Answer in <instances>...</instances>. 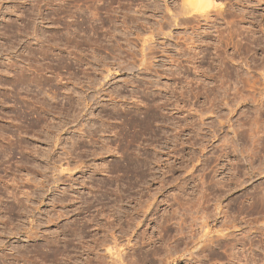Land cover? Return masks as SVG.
Masks as SVG:
<instances>
[{"label":"rangeland","instance_id":"374dc122","mask_svg":"<svg viewBox=\"0 0 264 264\" xmlns=\"http://www.w3.org/2000/svg\"><path fill=\"white\" fill-rule=\"evenodd\" d=\"M186 1L0 0V264H264V1Z\"/></svg>","mask_w":264,"mask_h":264},{"label":"bare ground","instance_id":"6f19581e","mask_svg":"<svg viewBox=\"0 0 264 264\" xmlns=\"http://www.w3.org/2000/svg\"><path fill=\"white\" fill-rule=\"evenodd\" d=\"M191 1H194L195 3H197L198 6L201 5L202 7H199V8H201V9L207 8V7H208V4H209V6H210V2H209V0H191ZM263 1H264V0H261V1L259 0L258 3L263 2ZM186 2L189 3V0H187ZM250 2H253V1L250 0ZM263 3H264V2H263ZM189 5H190V3H189ZM206 6H207V7H206ZM199 8H198V10H201V9H199ZM192 9H194V8H192ZM192 9H191V11H193ZM202 11H203V10H202ZM189 12H190V11H189ZM206 15H208V13H206ZM204 17H206V19L208 18L207 16H204ZM252 19H253V18H252ZM254 19H255V18H254ZM255 20H256V19H255ZM253 21H254V20H253ZM253 21L251 20V22H253ZM251 22H250V24H251ZM255 22H256V21H255ZM253 23H254V22H253ZM259 23H260V22H258L257 25L260 26L259 34H260V32H261V34H260L261 36H259L258 34L256 35V32H257L256 30H255V32H254V30H252V29L249 28V29L251 30L252 33L249 32V33H251L250 35L248 34L249 41L247 40L248 42L245 43V46H246V47H244V48H247V49H246L247 51H248V49H250L249 52H248V53H249V54H248L249 57L246 55V58L248 57V58L250 59V60H249L250 63L247 64V66H248V67H247V68H248V75H246V76H249V77H248V78L246 77V79H249V78H250V79H251V78L253 79V74H256V75H257V72H260V75L264 77V46H262V47L260 48L261 41H262V40L264 41V29H262V27L264 28V26L261 27V25H260ZM213 24H214V23H213ZM263 25H264V24H263ZM252 26H253V25H252ZM254 26H255V24H254ZM255 27H256V26H255ZM217 30H218V29H217ZM234 30H235V29H234ZM222 31H223V30H221V32H219V30L217 31V33L219 32V34H220V35H219L220 37H218L219 45L221 44V43H220L221 40H223V38H224V37H223L224 35L222 34ZM229 31H230V30H229ZM232 32H234V31H232ZM236 33H237V32H236ZM222 35H223V36H222ZM217 36H218V35H217ZM228 36H229V35H228ZM257 36H259V37H257ZM207 38H208V37H207ZM216 40H217V39H216ZM222 42H223V41H222ZM236 43H237V41H236ZM248 43H249V46H250V47H247ZM237 44H238V43H237ZM240 44H241V43H240ZM246 44H247V45H246ZM193 45H194V43H193ZM216 45H217V44H216ZM197 46H198V45H197ZM236 46H237V45H236ZM236 46H235V47H236ZM233 47H234V46H233ZM258 47H259V48H258ZM197 48H198V47H197ZM220 48H221V47H220ZM239 48H240V46H239ZM217 49H218V47H217ZM240 49H241V48H240ZM258 49H259V50L262 52V54H263V55H262V54L259 53V55H261V57H257V56H256V53H255V52H257ZM236 50H237V51H236ZM237 52H238V53H237ZM240 52H241V51H240ZM240 52H239L238 49H235V52L233 51L234 54H232V55H235L236 58H237V57H239V56L242 54V53L240 54ZM202 53H203V52H202ZM244 53H245V51H244ZM237 55H238V56H237ZM198 56H199V55H198ZM203 56H204V55H203ZM205 56H207V55H205ZM226 57H227V56H226ZM230 57H231V56H230ZM232 57H233V56H232ZM242 57H244V56H242ZM227 58H228V57H227ZM227 58H225V59H227ZM233 58H234V57H233ZM233 58H232V60L236 59V58H234V59H233ZM248 58H247V60H248ZM204 59H205V58H204ZM204 59H203V60H204ZM225 59H222V60L225 61ZM240 59H241V57H240ZM244 59H245V58H244ZM227 60H228V59H227ZM247 60H246V61H247ZM234 61H235V60H234ZM234 61H232V63H233ZM225 62H226V61H225ZM223 63H224V62H223ZM234 63H235V62H234ZM246 63H247V62H246ZM246 63H244V64H246ZM224 64L226 65V63H224ZM235 64H237V63H235ZM235 64H233V65H235ZM236 66H237V65H236ZM236 66H233V67H235L234 69H237ZM233 67H230V68H233ZM228 68H229V67L227 66V68L224 69V71L226 70L227 73H228V74H226V75H229V76H231L232 74L234 75L235 72L231 71V69H228ZM238 68H239V67H238ZM221 69H222V67H221ZM234 69H233V70H234ZM229 71H230V72H229ZM234 71H236V70H234ZM237 71H239V70H237ZM237 71H236V73H235L234 76H236V75L238 74ZM222 72H223V71H222ZM246 72H247V71H246ZM224 73H225V72H224ZM239 74H240V73H239ZM237 76H238V75H237ZM237 76H236L235 78H237ZM239 77H240V75H239ZM242 78H243V77H242ZM232 79H233V77H232ZM244 79H245V77H244ZM252 79H251V80H252ZM258 79H259V78H258ZM263 79H264V78H263ZM251 80H250V81H251ZM253 80H254V81H253ZM253 80H252L253 82H250L249 80H247V81H249V84H252V83L254 84V82L256 83V80H255V79H253ZM234 81H235V80H234ZM238 81H239V80H238ZM222 82H223V81H222ZM222 82H221V83H222ZM244 82H245V81H244ZM238 83H240V82H238ZM246 83H247V82H246ZM246 83H245V84H246ZM257 83H258V81H257ZM236 84H237V83H236ZM245 84H244V85H245ZM223 85H224V84H223ZM238 85H239V84H238ZM244 85H243V86H244ZM245 86H247V85H245ZM245 86H244V88H246ZM250 86H253V85H250ZM219 87H220V86H219ZM235 88H237V86H235ZM240 88H241V87H239V89L237 88V91L240 90ZM247 88H249V87H247ZM250 89H253V87L250 88ZM255 89H256V88H255ZM234 91H236V90H234ZM237 91H236V92H237ZM241 91H243V90H241ZM241 91H238V92H241ZM236 92H235V94H236ZM254 93H255V91H254ZM235 94H234V96H235ZM238 94H239V93H238ZM240 94L242 95V93H240ZM249 94H250V93H249ZM236 95H237V94H236ZM244 95H245V94H244ZM238 96H239V95H238ZM249 96H251V95H249ZM232 97H233V96H232ZM252 97H253V96H252ZM261 97H262V95H261ZM240 99H241V98H240ZM243 99H244V97H243ZM247 99H248V98L246 97V100H247ZM253 99H254V97H253ZM256 99H257V98H256ZM256 99H255V100H256ZM236 100H238V98H237ZM262 100H263V99H262ZM238 101H239V100H238ZM240 101H241V100H240ZM260 101H261V100H260ZM255 102H256V101H255ZM263 106H264V105H263ZM261 108H262V107H261ZM254 109H255V108H254ZM262 109H264V108H262ZM252 114H253V113H252ZM254 115H255V114H254ZM251 117H252V116H251ZM254 117H255V116H254ZM256 117H257V116H256ZM261 117H262V116H261ZM260 119H261V118H260ZM252 120H253V119H252ZM254 120H255V118H254ZM254 120H253V121H254ZM261 120H262V119H261ZM253 121H252V122H253ZM255 121H256V120H255ZM259 121H260V120H259ZM259 121H258V123H259ZM252 122H251L250 130H251V131H254V130H252V128L254 127V126H252ZM262 122H263V121H262ZM262 122H261V123H262ZM256 123H257V122H255V123L253 122V125H257ZM263 123H264V122H263ZM258 125H259V124H258ZM242 126H243V125H242ZM263 126H264V125H262V127H263ZM248 127H249V126H248ZM251 127H252V128H251ZM256 127H257V126H256ZM259 127H260V125H259ZM259 127H257V128H259ZM243 128H246V127L244 126ZM253 129H255V128H253ZM260 129H262V128H260ZM260 129H259L258 132H260ZM263 129H264V128H263ZM263 129H262L261 134L264 132ZM256 130H257V129H255V131H256ZM247 131H248V130H247ZM246 133H247V132H246ZM246 133H244V134H246ZM251 133H252V132H251ZM251 133H250V137H249V138L252 137V138H251V139H252V140H251V141H252L251 145H252V144H255L254 142H256V139L254 140V138H258V137H253V136H251ZM256 133H257V132H256ZM256 133H255V134H256ZM248 134H249V131H248ZM253 134H254V132L252 133V135H253ZM255 134H254V135H255ZM259 136H260L259 138H262V137H264V134H263V136H262V135H259ZM261 136H262V137H261ZM247 137H248V136H247ZM259 138H258L257 140H259ZM249 140H250V139H249ZM262 140H263V138H262ZM260 141H261V139H260ZM263 141H264V140H263ZM257 142H258V141H257ZM257 142H256V143H257ZM235 144H236V143H235ZM261 144H262V141H261ZM261 144H259V145H261ZM263 144H264V142H263ZM259 145H258V146H259ZM253 146H256V145H253ZM261 146H262V145H261ZM249 147H250V146H249ZM249 147H248V148H249ZM259 147H260V146H259ZM253 148H254V147H253ZM253 148H252L251 150L248 149V150L250 151V153H249L250 157H248V159H249V158L254 159L253 157H254V155H255V154H254V151H255L254 149H255V148H254V149H253ZM258 149H260V148H257V151H258ZM262 149H263V148H262ZM260 150H261V149H260ZM249 151H248V152H249ZM246 153H247V152H246ZM255 153L257 154L258 152H255ZM263 154H264V153H263ZM243 155H244V154H243ZM249 155H248V156H249ZM261 156H262V155H261ZM252 159H251V160H252ZM257 159H258V158H257ZM261 159H262V158H261ZM262 162H263V161H262ZM250 163H251V161H250ZM253 163H254V162H253ZM253 163H252V164H253ZM254 164H255V163H254ZM260 165H261V164H260ZM262 165H263V164H262ZM250 166H251V165H250ZM252 166H253V165H252ZM255 167H256V165H255ZM257 167H258V166H257ZM251 168H253V171H252V169H251V172H254V171H255V173H256V170H257V169L255 170L254 167H251ZM259 168H261V166H259L258 169H259ZM249 169H250V168H249ZM257 172H258L257 175L262 176V175L264 174V167H263L262 169H259V171H257ZM250 174H251V173H250ZM252 174H253V173H252ZM252 176H253V175H252ZM257 177H258V176H257ZM257 177L255 176L254 178L256 179ZM262 177L264 178V176H262ZM262 177H261V178H262ZM250 178H252V177H250ZM250 180H251V179H249V181H250ZM252 180H253V179H252ZM253 181H254V180H253ZM261 181H262V180H261ZM250 182H251V181H250ZM263 183H264V181H263ZM261 184H262V182H261ZM260 187H261V186H260ZM252 189H253V188H252ZM262 191H263V190H262ZM262 191H259V192H258L257 189H256V190L254 189V190H252V191H250V192L248 193V200H249V202H248V203H249V204H248V210H249V214H250V216H251V218H250V220H249V221H250V227H249V231H250V232H249V233H253L254 230H256L255 226L253 225V223H256V221L254 222L255 219H253V216H254V214H259V213H257V212H259L258 210H260V209H258L259 207L257 208V204H258V203L260 204V201H263V202H264V193H263ZM260 192H262V193H260ZM259 204H258V206H259ZM261 204H263V203H261ZM261 207H262V205L260 206V208H261ZM256 208L258 209L257 212H256ZM262 208H264V205H263ZM262 211H263V210H262ZM255 212H256V213H255ZM260 213H261V212H260ZM262 213H263V212H262ZM254 217H255V216H254ZM258 218H259V217H258ZM256 219H257V218H256ZM263 219H264V218H263ZM263 221H264V220H262V222H263ZM257 222H258V221H257ZM259 222H260V221H259ZM259 222H258V223H259ZM260 223H261V222H260ZM261 225H263V227H264V224H261ZM258 227H259V226H258ZM260 227H261V226H260ZM260 227H259V228H260ZM263 230H264V229H263ZM257 231H260V229H259V230H256V233H257ZM261 231H262V229H261ZM261 231H260V232H261ZM254 233H255V232H254ZM254 233H253V234H254ZM256 233H255V234H256ZM258 233H259V232H258ZM262 233H263V232H262ZM263 234H264V233H263ZM251 235H252V234H251ZM249 236H250V235H249ZM263 236H264V235H263ZM251 237H252V236H251ZM252 238H253V237H252ZM254 238H255V237H254ZM218 239H219V238H218ZM250 239H251V238H250ZM262 241H263V240H262ZM255 242H256V241H255ZM259 242H260V240H259ZM253 243H254V241H253V239H251V246L254 247ZM254 244H256V243H254ZM259 245H260V244H259ZM251 246H250V247H251ZM249 249H251V248H249ZM252 251H253V249H252Z\"/></svg>","mask_w":264,"mask_h":264}]
</instances>
